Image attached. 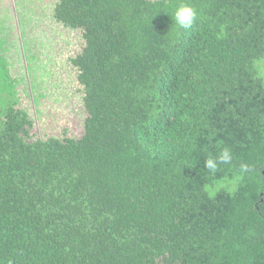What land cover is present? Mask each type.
Instances as JSON below:
<instances>
[{
  "label": "trees",
  "instance_id": "16d2710c",
  "mask_svg": "<svg viewBox=\"0 0 264 264\" xmlns=\"http://www.w3.org/2000/svg\"><path fill=\"white\" fill-rule=\"evenodd\" d=\"M53 17L84 39V132L32 136L0 39V264H264V0H58Z\"/></svg>",
  "mask_w": 264,
  "mask_h": 264
},
{
  "label": "rangeland",
  "instance_id": "374dc122",
  "mask_svg": "<svg viewBox=\"0 0 264 264\" xmlns=\"http://www.w3.org/2000/svg\"><path fill=\"white\" fill-rule=\"evenodd\" d=\"M58 0H0V39L32 136L81 137L87 116L78 70L71 58L84 46L82 32L53 17ZM219 187V186H217Z\"/></svg>",
  "mask_w": 264,
  "mask_h": 264
},
{
  "label": "clouds",
  "instance_id": "9594fccd",
  "mask_svg": "<svg viewBox=\"0 0 264 264\" xmlns=\"http://www.w3.org/2000/svg\"><path fill=\"white\" fill-rule=\"evenodd\" d=\"M199 16L197 8L190 2H181L176 6L174 18L176 25L184 30L190 29ZM233 160L231 149L225 147L216 156L207 157L205 167L211 175H215L221 165H230ZM246 165H241V171H246Z\"/></svg>",
  "mask_w": 264,
  "mask_h": 264
},
{
  "label": "water",
  "instance_id": "95a60500",
  "mask_svg": "<svg viewBox=\"0 0 264 264\" xmlns=\"http://www.w3.org/2000/svg\"><path fill=\"white\" fill-rule=\"evenodd\" d=\"M263 174H264V171H263Z\"/></svg>",
  "mask_w": 264,
  "mask_h": 264
}]
</instances>
